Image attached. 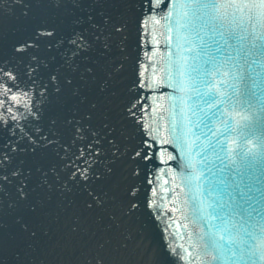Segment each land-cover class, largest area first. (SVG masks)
<instances>
[{
  "label": "rangeland",
  "instance_id": "obj_1",
  "mask_svg": "<svg viewBox=\"0 0 264 264\" xmlns=\"http://www.w3.org/2000/svg\"><path fill=\"white\" fill-rule=\"evenodd\" d=\"M105 1L18 0L0 27V264H166L108 28L132 0Z\"/></svg>",
  "mask_w": 264,
  "mask_h": 264
},
{
  "label": "water",
  "instance_id": "obj_2",
  "mask_svg": "<svg viewBox=\"0 0 264 264\" xmlns=\"http://www.w3.org/2000/svg\"><path fill=\"white\" fill-rule=\"evenodd\" d=\"M196 2L138 4L132 76L149 224L166 264H264V47L246 60L216 53ZM216 2L229 19L244 9L225 24L235 48L264 45L249 20L260 0Z\"/></svg>",
  "mask_w": 264,
  "mask_h": 264
},
{
  "label": "snow or ice",
  "instance_id": "obj_3",
  "mask_svg": "<svg viewBox=\"0 0 264 264\" xmlns=\"http://www.w3.org/2000/svg\"><path fill=\"white\" fill-rule=\"evenodd\" d=\"M260 6H264V0H260ZM218 4L216 0H197L194 6L193 17L195 24L203 30L207 28L213 35L210 37L211 42L216 45L214 51L216 53L224 54L228 48L234 49V56L240 59L246 60V57L249 53H254V50L259 47H264V45H256L253 44L252 48H245L242 44L240 47L235 48L231 43L230 40L235 37V33L227 32L225 29L226 23H232L237 21L236 13L243 11V8H237L232 13V18L229 19L226 16H221L217 14ZM257 8V5L253 4L252 9ZM249 20H254L255 24L253 27L255 28L256 25L264 28V12H250ZM242 22V21H241ZM225 29V30H221ZM216 34L219 35V39L216 38ZM241 40L244 38L241 37ZM257 39H264V37H257ZM264 55V53H261ZM229 58H233L231 55ZM215 56H211L209 60L205 61V63H212L215 61ZM261 67L264 68V64H261ZM264 74V73H262ZM253 93L249 92V99H252ZM88 171L87 168L83 170V173ZM84 178H87L86 176Z\"/></svg>",
  "mask_w": 264,
  "mask_h": 264
},
{
  "label": "bare ground",
  "instance_id": "obj_4",
  "mask_svg": "<svg viewBox=\"0 0 264 264\" xmlns=\"http://www.w3.org/2000/svg\"><path fill=\"white\" fill-rule=\"evenodd\" d=\"M130 1V0H129ZM102 2L104 3H108V1L106 2L105 0H102ZM138 4H139V0H132L131 5H129L127 7L128 11H127V15L123 14L122 19L120 20V23H110L108 25V28L110 29H114V31H119V33H121L123 31V27H125V31L123 34V38L125 35V40H127V38L130 36V43H128L127 48L126 47H121V50H125V54H126V59H124L123 57V67L124 69L121 70L122 77H120L119 79V84L122 86V88L124 89L126 87L125 83L128 85V81L133 79L132 76V64L131 62H133V38H134V31H135V24H136V17H137V11H138ZM9 9L7 10V12L4 13V8L8 7ZM3 7V8H2ZM13 10V12H11L12 14L14 12H16L19 9V2L18 0H0V27L2 25L3 20L7 17L6 15L9 13L10 10ZM126 9V10H127ZM117 11V10H116ZM3 12V13H2ZM124 41H120V43H122L121 45L123 46ZM105 50H106V55H108V52H110V46H105ZM98 53H95L94 56H96ZM125 65L128 67V70L125 69ZM128 71H130V73L128 74ZM130 77V79H129ZM133 85V84H132ZM122 106V104H121ZM126 107H128L126 105ZM131 108H126L125 109V121L122 119V122H131L136 129V125H135V109ZM130 117L133 120H130ZM136 135V133H134ZM112 140L111 136H108L107 138H104L103 141L104 142H110ZM99 141V140H98ZM124 145L127 146L128 142L125 140H122ZM120 149V146H119ZM123 152H124V148H122V153L120 154V156H123Z\"/></svg>",
  "mask_w": 264,
  "mask_h": 264
}]
</instances>
